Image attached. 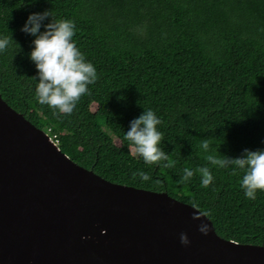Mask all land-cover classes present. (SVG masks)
Returning <instances> with one entry per match:
<instances>
[{"label": "trees", "instance_id": "16d2710c", "mask_svg": "<svg viewBox=\"0 0 264 264\" xmlns=\"http://www.w3.org/2000/svg\"><path fill=\"white\" fill-rule=\"evenodd\" d=\"M46 10L75 22L73 40L98 74L71 114L54 115L35 96V37L21 29ZM11 35L16 43L0 52V96L56 133L70 160L112 183L194 201L218 236L264 246V190L247 198L243 173L210 165L200 147L210 138L231 158L264 149V0H0V37ZM144 109L162 121L171 167L129 151L124 133ZM202 166L215 177L207 188ZM184 168L195 175L179 184ZM140 170L151 179H133Z\"/></svg>", "mask_w": 264, "mask_h": 264}, {"label": "water", "instance_id": "95a60500", "mask_svg": "<svg viewBox=\"0 0 264 264\" xmlns=\"http://www.w3.org/2000/svg\"><path fill=\"white\" fill-rule=\"evenodd\" d=\"M195 211L77 165L0 96V264H264Z\"/></svg>", "mask_w": 264, "mask_h": 264}, {"label": "clouds", "instance_id": "9594fccd", "mask_svg": "<svg viewBox=\"0 0 264 264\" xmlns=\"http://www.w3.org/2000/svg\"><path fill=\"white\" fill-rule=\"evenodd\" d=\"M51 18V22L44 24ZM44 31H41V28ZM25 34L35 37L30 59L34 62L38 76L32 77L37 81L35 96L39 104L47 105L54 115L61 113L71 114L76 108L82 95L88 94V86L98 80L97 70L91 62L86 61L85 55L73 40L75 22L68 19H56L52 11L33 13L21 29ZM15 42L11 36L0 37V52L7 50ZM16 43V42H15ZM162 123L152 109L144 112L130 122L129 130L124 133V140L132 155H139L145 164L151 166L157 163L171 167L169 155L164 151L162 141L164 133L158 130ZM213 141L210 138L201 139L200 147L208 153L206 161L215 167L233 168L232 175L238 171L243 173L241 187L247 198L255 200L257 190H264V149H244L236 158L222 156L215 148H211ZM201 177V186L207 188L214 183L215 177L210 167L202 166L197 170ZM133 179L139 177L143 181L151 179V175L143 170L133 172ZM195 175L190 168L183 169V175L177 181L185 184ZM195 211L193 220H201L210 215V212L201 211L196 202H191ZM207 224H201L199 231L208 234ZM181 243L189 244L188 236L180 235Z\"/></svg>", "mask_w": 264, "mask_h": 264}, {"label": "built area", "instance_id": "2783aa9c", "mask_svg": "<svg viewBox=\"0 0 264 264\" xmlns=\"http://www.w3.org/2000/svg\"><path fill=\"white\" fill-rule=\"evenodd\" d=\"M44 132L48 135V137L53 141L56 146L59 145V140L56 133H52L50 129Z\"/></svg>", "mask_w": 264, "mask_h": 264}, {"label": "rangeland", "instance_id": "374dc122", "mask_svg": "<svg viewBox=\"0 0 264 264\" xmlns=\"http://www.w3.org/2000/svg\"><path fill=\"white\" fill-rule=\"evenodd\" d=\"M95 107L92 109L94 111Z\"/></svg>", "mask_w": 264, "mask_h": 264}]
</instances>
